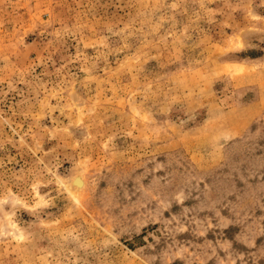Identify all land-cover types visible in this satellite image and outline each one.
Instances as JSON below:
<instances>
[{
  "label": "rangeland",
  "instance_id": "rangeland-1",
  "mask_svg": "<svg viewBox=\"0 0 264 264\" xmlns=\"http://www.w3.org/2000/svg\"><path fill=\"white\" fill-rule=\"evenodd\" d=\"M0 264H264V0H0Z\"/></svg>",
  "mask_w": 264,
  "mask_h": 264
},
{
  "label": "bare ground",
  "instance_id": "bare-ground-1",
  "mask_svg": "<svg viewBox=\"0 0 264 264\" xmlns=\"http://www.w3.org/2000/svg\"><path fill=\"white\" fill-rule=\"evenodd\" d=\"M74 183H75L76 185H79V186H80V185H82L83 182H82V179H81V178H75V179H74Z\"/></svg>",
  "mask_w": 264,
  "mask_h": 264
}]
</instances>
